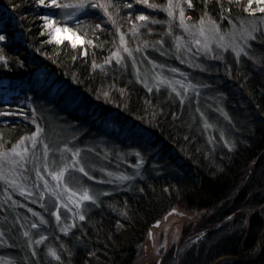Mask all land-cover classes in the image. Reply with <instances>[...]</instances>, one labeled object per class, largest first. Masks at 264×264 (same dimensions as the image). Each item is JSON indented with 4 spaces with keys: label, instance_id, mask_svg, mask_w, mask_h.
<instances>
[{
    "label": "trees",
    "instance_id": "16d2710c",
    "mask_svg": "<svg viewBox=\"0 0 264 264\" xmlns=\"http://www.w3.org/2000/svg\"><path fill=\"white\" fill-rule=\"evenodd\" d=\"M82 1L109 5L108 13L103 20L87 14L70 25L84 40L73 47L51 38L54 28L40 20L37 0H0L22 36L19 42L0 40V81L25 89L44 70L62 90L50 96L49 88H31L32 108L20 105L22 95L11 102L0 99V153L32 135L35 125L48 134L51 119L46 113L51 109L80 132L83 140L73 147L95 150L107 172L130 173V165L140 163V175L117 189L108 182L107 172H97L104 181L95 190L96 201L67 235L50 226L40 246L13 241L0 247V256L9 264H134L146 234L178 207L204 213L207 233L181 255L171 250L160 264H214L223 257L234 259L228 264H264V37L256 35L238 59L227 54L220 71L203 73L207 89L202 94L214 96L224 116L209 137L187 104L165 90L148 91L130 64L112 60L121 41L147 21L138 17L152 20L165 0L60 4ZM249 3L189 0L185 19L223 24L258 18L254 12L264 5L253 2L249 8ZM61 14L55 15V27L61 26ZM154 34L139 29L141 51L150 54L159 43ZM109 115L110 121H101ZM111 124L114 128L108 132ZM258 244L260 253L254 259Z\"/></svg>",
    "mask_w": 264,
    "mask_h": 264
},
{
    "label": "rangeland",
    "instance_id": "374dc122",
    "mask_svg": "<svg viewBox=\"0 0 264 264\" xmlns=\"http://www.w3.org/2000/svg\"><path fill=\"white\" fill-rule=\"evenodd\" d=\"M188 2L166 0L161 8L153 9L152 20L142 22L129 39L121 41L112 60L120 66L130 64L137 81L148 91L165 90L182 104H187L209 131V137H212L215 127L224 116L214 96L206 97L202 94L203 88L207 89L203 73L209 69L220 71L222 67L225 68L226 64L221 63V60L227 54L238 59L246 54L256 35L264 37V13L255 11L254 14L258 13L259 17L245 22L226 21L221 25L203 20L191 24L185 19V5ZM37 3L41 10L40 20L46 25L48 21H54L58 12H62L60 27L68 31L58 36L54 29L50 33L51 38L56 42L58 38L62 41L60 43L68 41L73 45L75 41L76 46L83 45L84 40L69 26H76L87 14L95 13L100 20L104 16V10L91 7L89 1L73 4H84V8H55L50 5V0H45L44 4L37 0ZM93 19L96 20L95 17ZM141 28L156 32L154 37L159 38V43L151 49L150 54L146 53L147 50L141 51L139 47L142 38L136 36ZM0 35L4 36L2 42L22 40L21 34L12 27L9 14L1 6ZM23 88V85L11 86L0 81V99L11 102L13 97L22 95L20 105L32 108L31 88L36 91L49 88L50 96L62 91L55 79L44 70L36 73L31 87ZM46 115L51 119L48 134L35 125L36 130L32 135L24 138L10 151L0 153V247L6 248L13 241L21 242L29 248L40 246L48 238L50 226L60 234L67 235L83 220L81 216L84 217L96 201L95 190L103 186L104 180L96 173L103 174L108 170L100 167L103 166L100 155L92 149L73 147L76 142L83 140L80 132H76L74 127L59 117L58 112L50 109ZM111 117H103L101 121L105 119L108 122ZM113 128L112 124L106 127L108 132ZM137 162L136 159L134 163ZM130 166V173H105L111 186L122 189L140 175V163ZM59 173L63 175L55 179L54 176ZM85 193L91 199H82ZM175 210L179 215H170L146 234L134 264H160L171 250L181 255L205 237L207 231L202 223L206 217L204 213L186 212L178 207ZM259 253L260 245L254 250L253 258L256 259ZM232 262L234 259L223 257L214 264ZM0 264H9V261L0 256Z\"/></svg>",
    "mask_w": 264,
    "mask_h": 264
},
{
    "label": "snow or ice",
    "instance_id": "6c2138e0",
    "mask_svg": "<svg viewBox=\"0 0 264 264\" xmlns=\"http://www.w3.org/2000/svg\"><path fill=\"white\" fill-rule=\"evenodd\" d=\"M41 4H44L45 0H40ZM256 3V4H261V5H264V0H250V3H249V8H251L252 6V3ZM50 5L52 7H55V8H61V7H76V8H84L85 5L84 4H79V5H62L58 2V0H50ZM129 7H131V5L129 4L128 5ZM91 7H97V8H101L104 10V12L107 14L108 13V7L109 5H104V4H93L91 5ZM260 12L261 13H264V6L260 7ZM181 15H183V13L181 12ZM45 19L47 20L48 18L45 17ZM139 20L141 21H146L148 18L145 17V16H139L138 17ZM47 27H50V28H54V32L57 34L61 33V32H67L68 29L67 28H61V27H55V21H48V24L46 25ZM4 39V36L3 35H0V40H3ZM79 39V37H77V40ZM62 42L61 40H59L57 38V43H60ZM76 46V43L75 41H73V47ZM125 51H127V49H125ZM81 172H83V168L80 169ZM87 173H85L86 175ZM63 175V173H59L58 175L54 176L55 179H59L61 176ZM82 199L84 200H89L91 199V197L89 195H87V193H85L83 196H82ZM81 219H84L83 216H81Z\"/></svg>",
    "mask_w": 264,
    "mask_h": 264
},
{
    "label": "water",
    "instance_id": "95a60500",
    "mask_svg": "<svg viewBox=\"0 0 264 264\" xmlns=\"http://www.w3.org/2000/svg\"><path fill=\"white\" fill-rule=\"evenodd\" d=\"M170 215H179V213L177 212V210H173V211L169 212L168 214H166L164 219L162 221L157 222L154 227H157L161 222L165 221Z\"/></svg>",
    "mask_w": 264,
    "mask_h": 264
},
{
    "label": "bare ground",
    "instance_id": "6f19581e",
    "mask_svg": "<svg viewBox=\"0 0 264 264\" xmlns=\"http://www.w3.org/2000/svg\"><path fill=\"white\" fill-rule=\"evenodd\" d=\"M166 1V0H165ZM165 3V2H164Z\"/></svg>",
    "mask_w": 264,
    "mask_h": 264
}]
</instances>
